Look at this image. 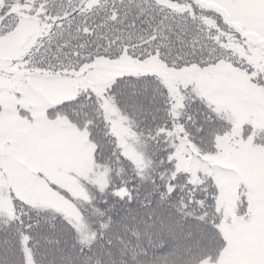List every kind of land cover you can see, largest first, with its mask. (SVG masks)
<instances>
[{
  "label": "snow or ice",
  "instance_id": "obj_1",
  "mask_svg": "<svg viewBox=\"0 0 264 264\" xmlns=\"http://www.w3.org/2000/svg\"><path fill=\"white\" fill-rule=\"evenodd\" d=\"M0 264H264V0H0Z\"/></svg>",
  "mask_w": 264,
  "mask_h": 264
}]
</instances>
